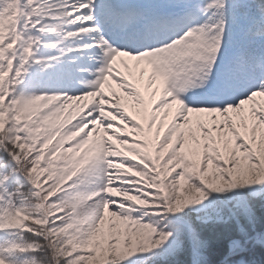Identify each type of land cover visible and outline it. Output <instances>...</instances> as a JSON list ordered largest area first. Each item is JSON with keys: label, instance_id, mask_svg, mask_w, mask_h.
<instances>
[{"label": "snow or ice", "instance_id": "6c2138e0", "mask_svg": "<svg viewBox=\"0 0 264 264\" xmlns=\"http://www.w3.org/2000/svg\"><path fill=\"white\" fill-rule=\"evenodd\" d=\"M0 264H264V0H0Z\"/></svg>", "mask_w": 264, "mask_h": 264}]
</instances>
